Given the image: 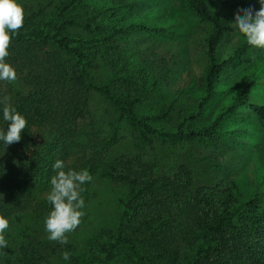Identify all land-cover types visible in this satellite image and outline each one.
<instances>
[{
    "label": "trees",
    "instance_id": "1",
    "mask_svg": "<svg viewBox=\"0 0 264 264\" xmlns=\"http://www.w3.org/2000/svg\"><path fill=\"white\" fill-rule=\"evenodd\" d=\"M214 1L235 10L260 8L254 0ZM82 2L67 0L58 14L62 21L51 29L47 25L31 26L37 16L33 13L26 17L19 32L12 35L6 62L15 68L17 80L0 81V96L12 97V104L26 117L28 126L19 142L11 145L0 142V214L8 219L26 209L44 186L51 188L50 179L56 174L52 165L57 159L64 161L66 169H73L68 161L74 155L78 123L88 111L92 90L104 93L139 127L133 135L138 149L152 145L155 135L179 139L213 137L228 113L242 106L264 116V104L251 101L255 83L251 81L212 122L197 127L188 124L201 118L226 69L242 60L252 47L244 41L227 58L221 60L218 56L222 43L234 31L237 13H221L210 6L209 0H187L199 20L209 25L205 36L208 65L200 81L203 91L197 105L182 110L177 128L168 131L156 120L168 118L174 109L172 104L156 115H138L135 106L148 98V84L155 89L165 80L170 73L169 60L156 53L137 57L125 53L123 42L132 29L139 27L137 24L117 23L111 31L96 36L104 27L99 19L78 22L68 18L67 13ZM125 4L126 0H110L107 6L110 18L114 19ZM68 25L83 27L94 35L91 38L67 35ZM140 27L150 32L164 30ZM49 44L58 49L45 50ZM135 62L137 67L132 70L129 65ZM157 62L163 65L158 73ZM102 63L114 68V76L98 85L91 70ZM7 127L0 106V129L7 131ZM105 173L114 182H125L130 187L119 233L107 250L85 253L71 264L108 262L116 256L120 245H127L139 264H156L154 260L180 264L184 255L181 242L192 250L186 264H264V188L257 186L249 191L237 178L195 188L193 173L186 164H181L173 175L158 174L153 164L131 155L111 160ZM5 249L0 248V253ZM21 263L38 264L29 254H24Z\"/></svg>",
    "mask_w": 264,
    "mask_h": 264
},
{
    "label": "rangeland",
    "instance_id": "2",
    "mask_svg": "<svg viewBox=\"0 0 264 264\" xmlns=\"http://www.w3.org/2000/svg\"><path fill=\"white\" fill-rule=\"evenodd\" d=\"M109 1L84 0L69 11L67 17L78 22L99 19L104 27L96 32V36L111 31L117 23L139 25L126 36L123 42L125 53L135 57L143 53L163 56L169 60L170 73L155 89L151 84L146 86L150 91L149 96L136 104L135 111L138 115H156L172 104L174 109L170 116L158 119L156 123L168 131L175 130L182 120V110L196 106L203 91L200 81L208 65L205 41L208 23L199 20L189 8L187 0H126L114 19L107 11ZM254 1L260 6L259 0ZM19 2L25 8V19L37 13L31 26L47 25L51 29L62 21L58 14L67 0ZM209 4L221 13H237V10L214 0H209ZM142 25L162 27L164 30L150 32L141 28ZM65 34L86 38L94 35L77 25H68ZM244 41L246 38L234 25V31L218 51L219 58H227ZM57 49L54 44L45 47L47 51ZM129 66L135 70L137 63ZM162 69L163 65L157 62L155 72ZM91 75L94 82L101 85L113 78L114 68L102 63L91 70ZM251 81L255 82L250 93L251 101L264 104V49L251 47L242 60L226 69L201 118L188 124L197 127L212 122L218 113L231 104L236 93ZM138 131L139 127L130 122L129 116L117 104L104 93L92 90L88 111L78 123L74 155L68 161L78 171L84 168L90 171L95 167L91 173L92 181L83 185L86 191L81 193L86 215L78 228L68 234L67 244L50 241L45 220L52 208L46 200L51 188L44 186L26 209L9 218L10 226L5 233L8 247L0 253V264H22L24 254L36 258L38 264H71L85 253L107 250L119 233L124 201L130 191L128 183H116L105 173L110 161L121 155L138 156L150 162L158 174L173 175L181 164H186L193 173L195 188L231 178H237L242 187L249 191L257 186L264 188V116L247 106L230 111L217 133L210 138L179 139L155 135L152 145L138 149L133 142V135ZM36 135L40 136L38 133ZM101 154L102 158L99 159ZM181 244L184 255L180 264H186L192 250L185 242ZM143 250L146 248L143 247ZM65 251L70 253L69 260L63 259ZM89 264L139 263L127 245H120L112 260Z\"/></svg>",
    "mask_w": 264,
    "mask_h": 264
},
{
    "label": "clouds",
    "instance_id": "3",
    "mask_svg": "<svg viewBox=\"0 0 264 264\" xmlns=\"http://www.w3.org/2000/svg\"><path fill=\"white\" fill-rule=\"evenodd\" d=\"M259 3L258 10L251 6L238 9L234 22L249 46L264 49V0H259ZM25 16V8L19 0H0V81L15 83L17 80V72L6 62V57L9 55L12 35L24 26ZM0 106L3 120L8 124L7 131L0 129V142L4 145L17 143L28 126V120L17 111L10 95L0 96ZM52 167L56 174L50 179L51 189L46 196L52 208L45 220V230L50 241L67 244L68 234L78 228L86 215L83 211L85 200L81 193L86 191L83 185L91 182L93 177L87 168L79 171L66 169L61 159H57ZM9 226V219L0 214V248L8 247L5 233ZM63 259L69 260L70 253L65 251Z\"/></svg>",
    "mask_w": 264,
    "mask_h": 264
}]
</instances>
